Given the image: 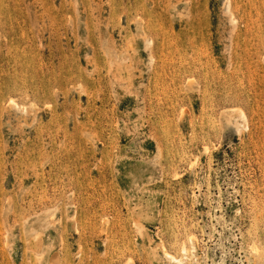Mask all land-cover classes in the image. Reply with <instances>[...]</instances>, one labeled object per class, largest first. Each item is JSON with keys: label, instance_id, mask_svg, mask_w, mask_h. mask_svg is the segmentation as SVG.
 <instances>
[{"label": "rangeland", "instance_id": "obj_1", "mask_svg": "<svg viewBox=\"0 0 264 264\" xmlns=\"http://www.w3.org/2000/svg\"><path fill=\"white\" fill-rule=\"evenodd\" d=\"M52 260L264 264V0H0V264Z\"/></svg>", "mask_w": 264, "mask_h": 264}, {"label": "bare ground", "instance_id": "obj_2", "mask_svg": "<svg viewBox=\"0 0 264 264\" xmlns=\"http://www.w3.org/2000/svg\"><path fill=\"white\" fill-rule=\"evenodd\" d=\"M139 222V221H138ZM139 224H140V222H139ZM141 227H142V225H140ZM142 229V228H141ZM156 248V247H155ZM166 256H167V254H166ZM171 258H172V256H170ZM51 264H56V261H54V260H52V262H51Z\"/></svg>", "mask_w": 264, "mask_h": 264}]
</instances>
